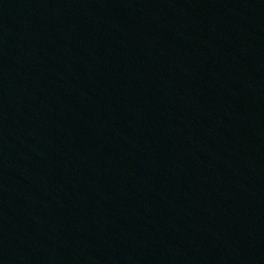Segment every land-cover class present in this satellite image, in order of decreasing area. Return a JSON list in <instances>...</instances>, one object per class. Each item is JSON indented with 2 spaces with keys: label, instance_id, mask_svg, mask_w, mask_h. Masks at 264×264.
Returning a JSON list of instances; mask_svg holds the SVG:
<instances>
[{
  "label": "water",
  "instance_id": "95a60500",
  "mask_svg": "<svg viewBox=\"0 0 264 264\" xmlns=\"http://www.w3.org/2000/svg\"><path fill=\"white\" fill-rule=\"evenodd\" d=\"M171 264H264V0H224Z\"/></svg>",
  "mask_w": 264,
  "mask_h": 264
}]
</instances>
